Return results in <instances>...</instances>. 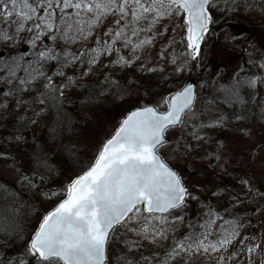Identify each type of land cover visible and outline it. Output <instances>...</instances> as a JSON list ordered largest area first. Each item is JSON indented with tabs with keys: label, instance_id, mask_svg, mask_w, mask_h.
<instances>
[{
	"label": "snow or ice",
	"instance_id": "snow-or-ice-1",
	"mask_svg": "<svg viewBox=\"0 0 264 264\" xmlns=\"http://www.w3.org/2000/svg\"><path fill=\"white\" fill-rule=\"evenodd\" d=\"M257 11L264 15V0H225L224 7L217 0H0V120L15 117L14 130L4 139L17 148L27 146L32 126L47 124L45 138L37 142L39 153L32 145L33 166L19 170L20 187L0 185V225H10L6 238H19L26 230L22 220L30 219L25 210L34 208L23 188L33 197L57 198L50 210L34 213L39 218L27 229L23 250L6 254L0 264H179L182 253L239 264L240 255L260 250L264 235L254 242L243 234L246 225L239 215L252 191L250 182H244L243 198L239 192L213 190L209 196L225 201L216 206L186 184L169 161L186 160L212 142L210 132L231 128L233 120L245 122L240 134L251 138L245 129L264 124V62L257 65L261 74L241 66L219 86L215 79H204L197 91L186 79L174 90L142 98L102 139L84 142L83 152L63 111L80 81L94 72L137 65L145 75L165 72L145 57L160 40L168 46L157 55L177 79L208 70L199 63L202 47L210 35L219 40L224 31L213 32V26L228 15ZM234 39L225 37L222 43L228 47ZM107 85L105 76L101 86ZM258 147H264V138ZM58 156L84 159L53 190L47 185L58 169L49 165ZM253 203L257 207L244 211H264L254 197ZM170 231L174 243L163 261L156 253H144V242L163 247Z\"/></svg>",
	"mask_w": 264,
	"mask_h": 264
},
{
	"label": "rangeland",
	"instance_id": "rangeland-1",
	"mask_svg": "<svg viewBox=\"0 0 264 264\" xmlns=\"http://www.w3.org/2000/svg\"><path fill=\"white\" fill-rule=\"evenodd\" d=\"M217 3L221 7H224L225 0H217ZM253 19H256L253 14L235 13L228 15L223 21L213 26V32L220 28H223L224 31L220 32L219 40H215L213 36L210 35L202 47L199 63L202 67L206 65L208 70L193 72V76L195 75L194 77H196L197 80V91L200 90L201 81L204 79L209 80V82L215 79L217 81V86L222 83H227L237 72L234 70L236 65L237 69H239L244 62H246L245 70L247 69L249 71L251 66H255V68H252L253 71L251 73L261 74V70L257 65L264 62V27L256 25ZM224 22L227 24L222 25ZM229 22H231L230 25H228ZM97 35H99V33H97ZM168 35L171 36L172 33L169 32ZM225 37L229 39L235 37L234 42L229 44L227 48H224V44L222 43ZM176 39H180L179 34L176 35ZM89 43L91 44V42ZM167 46V41L160 40L150 53H145V57L151 63V66L166 68L165 72H158L155 75L151 73L145 75L138 71L139 65L130 70L121 69L123 75H125L124 78L127 80L126 86L123 88L121 85L116 87V85L108 84L112 86L110 89H108V86H100L96 94L93 91L94 88L91 87L90 84L95 83V85H98L101 82L104 84V78H100L99 80L100 74L94 72L91 76L80 81V86H78L75 91L78 93L79 90L86 89L84 91V96H81L76 101L78 96L71 95L72 104L65 101V104H69L67 106L69 110L66 111L64 108V112L68 113L67 118L70 119L75 126L74 132L78 134L80 143L77 145V150L79 152L86 151L84 142L91 144L95 140L102 139L105 132H111L113 130V127L118 124L122 117L126 101L132 100L143 103L142 98H147V96L152 94L159 96L161 94L159 88L161 84H165L169 89L172 88L171 90L177 87L176 84L182 78L180 77L181 79H177L173 74L172 67L166 65L165 61L161 60L157 55L161 47L166 48ZM78 47L79 45L73 47L71 50L76 51ZM176 47L177 50H179L180 45ZM250 60H255L256 63L251 64L249 63ZM104 62L107 63V59H105ZM206 62H209V65ZM106 74H109V71H105L104 75ZM69 75H72V73ZM106 77H108V83L116 82L113 79L114 77L109 75ZM165 77H168L167 83H165ZM184 78L180 84L184 82ZM93 79L95 82L90 81ZM85 81H87V83L82 85ZM137 90L139 91V95H137ZM121 93L123 94L121 95ZM262 126L264 127V124H255L253 131H255V127ZM33 128L36 130V136H38L39 131L43 128V123L39 122L34 125ZM233 130L236 129L234 128ZM257 133L258 134H252L251 138H248L246 135L242 136L238 133V137L234 136L235 138H231L227 144L222 142L221 137L209 133L212 137L211 143L205 144L202 148H197V150L192 152L184 161H177L175 159L169 161L172 164L176 161L180 163V165L183 163L185 169V183L191 188L202 192L204 196H208L209 202L216 206H222L225 201H218L217 198L209 196L213 190H216L218 194H222L225 189H227L233 196L239 192L243 198L247 192V189L244 187V182H250L252 191L247 193L248 198L241 204L239 215L243 218L242 222L246 225V230H242V233L253 236L255 238L254 242L264 235V211H257L253 214L252 212H246L244 210L257 207V204L253 203V197L257 202H260L259 206L264 208V202H262L264 201V147H258V141L262 139V137H258L259 131H257ZM75 138L76 137H74V139ZM36 153H39V151H36ZM21 155H23V153H21ZM83 159V156L78 158L74 157L72 160H70V157L62 158L58 156L56 160L49 165L58 170L52 173V182L47 185V187L53 190L60 189L61 185L66 183L67 179L77 170L80 161ZM25 160L24 157L20 156L15 158L11 152H6V154H4V151L1 152L0 185H16V187L19 188L20 185L16 179L17 176L22 174L19 170L26 171L30 168ZM203 162H209V165L215 170L214 173L218 172L219 174H214L212 179H205V175H201V173L198 172V168H196L199 163ZM236 168L237 173L231 178H228L229 183H227L226 180L224 181V178H222L224 176L223 173L225 171H230L232 173ZM37 183H40L39 179H37ZM222 186L228 187L224 188ZM22 194L24 199L30 201L34 206L33 209L25 210L26 213L30 214V219H28L27 222L28 228L39 218L34 214L35 212L38 211L42 215L57 201V198L48 199L43 195L38 198L33 197L32 192H29L26 188L22 189ZM193 211H195V203L193 204ZM248 218L251 219L250 225H248ZM180 231L182 232L183 229H180ZM179 234L178 232L175 235L178 236ZM173 235L174 234L170 231L168 240L162 242L164 245L163 247L144 242V253L146 255L150 252L156 253L160 260L163 261L166 258L164 253L169 250L170 246L174 243ZM125 239H127V237ZM121 243H123V241H121ZM133 247L135 246L133 245ZM22 250L23 248L18 249V251ZM118 250L119 249H117V251ZM236 251L239 252V248H237ZM181 255L182 259L177 258L179 264H215V255L209 256L204 253H182ZM249 259L251 260V264H264V244L261 245L260 250L252 253L250 256L247 254L240 255L239 264H246ZM230 264H235V260L230 262Z\"/></svg>",
	"mask_w": 264,
	"mask_h": 264
},
{
	"label": "trees",
	"instance_id": "trees-1",
	"mask_svg": "<svg viewBox=\"0 0 264 264\" xmlns=\"http://www.w3.org/2000/svg\"><path fill=\"white\" fill-rule=\"evenodd\" d=\"M251 14H253L254 17H256L255 20L253 19L255 21L256 25H261V26L264 27V15L259 14L258 11L255 12V14H254V12H252ZM224 24H227V23L224 22L222 25H224ZM230 24H231V22L228 23V25H230ZM217 29H218V27H217ZM45 43H50V42L49 41H45ZM224 48H227V47L224 46ZM206 63H208V65H209V62H206ZM241 66H243L245 68L246 67V62H244ZM252 68H255V66H253V67L251 66L249 71L246 69V72H252L253 71ZM234 70L238 71L237 65H236ZM108 71H109V74H106V75H104V74L101 75V72L97 71L96 73L100 74L99 80H100V78H104L105 76L109 75V76L114 77L113 79L116 81V82L108 83L109 85H121L123 88L126 86V81L127 80H126V78H124L125 75H123V72L121 71L120 68H116L114 70L113 69H109ZM113 72H115V74H113ZM68 74H71V71H69ZM185 76L187 77V75H184V76H181V78L183 79ZM185 78H184V80H185ZM182 79L176 85L180 84ZM90 81L91 82H95L94 79L90 80ZM84 83H87V81L83 82L82 85ZM90 85H91V87L94 88L93 91L96 94L98 92V90L100 89L99 87L101 85H103V83L101 82L98 85H95V83H91ZM109 85H107L108 89H110L112 87V86H109ZM159 88H160V93H162L161 91L166 92L167 90H171L172 89V88L169 89V87H166L165 84H161ZM85 90L84 89L83 90H79L78 93L75 91L71 95L72 96H76L77 95L78 96V98L76 99V101H77L81 96H84V93H85L84 91ZM76 101H75V103H76ZM137 104H138V101H132V100L126 101V104L124 105V108H123L124 109L123 113L127 109H129L132 106L137 105ZM68 105L64 104V106H66V107H64L66 111L69 110L67 108ZM63 111H64V109H63ZM53 115H54V113L52 111H50L48 113V116H53ZM5 116H7V114H5ZM14 118L15 117L13 116L11 118H8L7 120H0V153L3 152V151H4V154H6V152H8V153L11 152L12 155L15 158L17 156L24 157L26 159L25 161L27 162V164L30 167H32L33 166V162L37 158L36 155L32 151V145H35L36 151H40V143H37V142L38 141L41 142V139L43 141V139L45 138L47 124H46L45 121H41L43 123V128L39 131V135L38 136H36V130H34V128L32 126V128L29 130L30 131L29 145H27V146L21 145L19 148H17L15 143H9L7 139H4L5 137H8V134L14 130V126H13ZM61 118L62 117H58V118L55 117V119H61ZM46 119H47V117H46ZM244 123L245 122H243V121L238 123L237 121L233 120V126L231 128H227V129H224L222 131L221 130H217V131L210 132V133L221 137L222 142H224V144H227V143H229L228 141H230L231 138L232 139L235 138L234 136L238 137V133H240L239 129H240V127H242V125ZM254 125H251L249 128L245 129V131L246 132L250 131L252 134H254V133L258 134L257 131H259L260 133H259L258 137L261 136L262 138H264V127L263 126L262 127H257V128L255 127V131H253L254 130L253 129ZM52 127L55 128V120L53 121ZM234 128L236 130H233ZM31 134H34V138H33V136ZM21 153H23V155H21ZM73 158L74 157H70V160H72ZM171 165H173L179 172H181V174L183 176L185 175L184 174L185 169H184L183 163H181V165H180V163H178L176 161L174 164L171 163ZM196 168H198V172L201 173V175H205L204 176L205 179H212V176L214 174H219L218 172L214 173L215 170L209 165V162L199 163L196 166ZM236 173H237V168L234 169L232 173L230 171H225L223 173L224 176L222 178H224V181L226 180V182L229 183V179L228 178H231ZM226 182H225V184L227 185ZM261 182H263V181H261ZM222 187L227 188L228 186H222ZM51 207H52V205H51ZM22 222H23L26 230L19 234V238H16L15 236H11L10 238H6L4 229L6 227H10V225H7V224L0 225V258H5L6 259L7 256H11L13 253H17L19 248H24L26 246V242H27V239H28V230H27L28 229V223H27L28 220H22ZM35 222H36V220H35ZM35 222H33V225L35 224ZM6 254H7V256H6Z\"/></svg>",
	"mask_w": 264,
	"mask_h": 264
},
{
	"label": "water",
	"instance_id": "water-1",
	"mask_svg": "<svg viewBox=\"0 0 264 264\" xmlns=\"http://www.w3.org/2000/svg\"><path fill=\"white\" fill-rule=\"evenodd\" d=\"M187 80H189V82H192L193 84H194V86L196 87V80H195V77L192 75L191 77H187ZM130 110V109H129ZM128 110V111H129ZM128 111H126L124 114H123V116L124 115H126V113L128 112ZM123 116L121 117V119L123 118ZM51 209V208H50ZM49 209V210H50Z\"/></svg>",
	"mask_w": 264,
	"mask_h": 264
}]
</instances>
